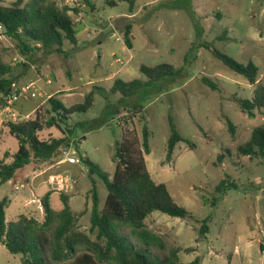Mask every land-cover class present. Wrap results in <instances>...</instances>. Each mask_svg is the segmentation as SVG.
Listing matches in <instances>:
<instances>
[{"label": "rangeland", "instance_id": "obj_1", "mask_svg": "<svg viewBox=\"0 0 264 264\" xmlns=\"http://www.w3.org/2000/svg\"><path fill=\"white\" fill-rule=\"evenodd\" d=\"M13 1L0 0V6ZM52 1L79 10L69 13L75 24V46L65 40L62 53L36 52L27 59L10 39H0L1 58L12 66L14 85L33 82L40 95L12 106L17 119L24 115L32 119L37 112L45 120L51 116L49 97L69 107L82 103L92 91V106L62 126L73 130L68 144L111 176L115 145L123 130L134 129L140 138L141 125L146 123L150 152L144 158L150 176L163 183L174 202L189 213L188 218H177L153 212L145 219L146 228L163 243L162 249L152 247L151 253L162 256L177 248L182 264L195 257L199 264H264V157L236 152L254 127L264 126L262 111L255 110L254 117L248 118L236 102L251 99L256 84H249L199 46L211 43L242 64L253 62L258 69L256 82L264 85V0H136L131 14L124 2L107 7L103 0H95V9L89 12L76 0ZM29 2L22 0V5ZM163 63L180 71L130 97L110 92L115 80H145L140 65ZM202 77L216 90L205 86ZM137 106L142 109L135 111ZM2 109L0 97V157L6 152L9 156L3 160L8 163L17 144L7 132L9 116ZM168 116L191 145L178 143L167 161ZM226 119L233 126L232 134ZM38 137L58 139L63 133L50 127ZM57 154L28 164L1 186L0 199L9 201L6 221L23 215L42 222V196L49 193L50 206L59 211L62 194L76 216L75 229L89 234L91 190H96L99 208L107 191L88 172L76 174L71 192L53 191L46 182L48 175L67 168L55 165ZM224 179L234 186L217 193L215 186ZM203 224L206 230L200 234ZM0 264H21L20 255L0 245Z\"/></svg>", "mask_w": 264, "mask_h": 264}, {"label": "trees", "instance_id": "obj_2", "mask_svg": "<svg viewBox=\"0 0 264 264\" xmlns=\"http://www.w3.org/2000/svg\"><path fill=\"white\" fill-rule=\"evenodd\" d=\"M89 12L95 9V0H76ZM105 6L115 7L120 2L127 4L131 14L136 0H103ZM70 12L77 9L66 6L58 7L52 0H31L22 5V0H15L9 6H0V23L5 28V35L14 42L18 53L24 58H31L36 52L44 54L62 53L66 40L75 46L77 38L75 24ZM125 45L130 48L127 34ZM200 47L207 50L214 58L237 75L243 76L249 84H256L251 99H237L239 110L248 118L254 117V111L264 113V85L257 83L258 69L253 62L242 64L231 56L217 50L213 44L202 42ZM12 66L1 58L0 50V93L8 94L14 84ZM139 73L145 80H115L111 93H119L121 98L130 97L143 88L164 77L176 75L180 69L171 64L155 66L140 65ZM202 83L211 90L216 86L209 79L202 77ZM51 116L43 120L36 112L34 118L7 122L6 129L17 144L10 155V162L0 157V188L15 174L34 161L49 159L68 145L73 130L63 128L66 121L76 113L86 112L93 104V92L84 96L83 102L64 107L52 96L47 100ZM136 109H142L137 106ZM229 133H233L231 122L226 119ZM79 123H77L78 125ZM169 136L166 141V160H170L175 146L180 143L191 145L176 130L172 118L168 116ZM55 127L62 131L63 137L41 140L38 133L44 128ZM149 130L146 123L141 125L140 138L135 130H123L121 140L116 143L113 161L114 172L111 176L84 157L88 174L97 176L103 183L107 194L101 208L98 207L96 190H91V210L89 215V234L75 229L76 216L71 212L68 197L60 194L61 209L54 211L49 204V193L42 196L40 205L44 214L42 222L18 216L15 221H6L5 210L9 201L0 199V245L10 254L20 255L21 264H182L178 249L171 248L166 255L156 256L152 247L163 248V243L156 234L149 231L145 219L153 212L170 217L188 218L189 213L178 206L166 186L152 180L144 156L149 154ZM238 155L264 157V126L251 130L246 143L236 148ZM222 155L218 156V160ZM233 188L221 180L215 186L217 193ZM206 230L203 224L199 233ZM186 264H199L195 257Z\"/></svg>", "mask_w": 264, "mask_h": 264}, {"label": "built area", "instance_id": "obj_3", "mask_svg": "<svg viewBox=\"0 0 264 264\" xmlns=\"http://www.w3.org/2000/svg\"><path fill=\"white\" fill-rule=\"evenodd\" d=\"M5 35V28L0 23V39H4ZM49 84L50 81H47ZM40 95L35 88V84L30 82L28 84L22 86L12 85L11 91L8 94L0 93V97L3 102V112H6L9 116V122H16L27 119L29 115H24L23 119H17V113L12 108V106L19 102L20 100H30L36 99ZM58 159L55 162L56 166H66L67 168L60 170L58 172L52 173L47 177V184L49 187L56 191V193H69L73 190L78 175H85L87 173V166L83 161V158L79 156L76 146L74 144H68L67 146L63 147L58 152ZM75 169L76 173L73 171ZM14 190L19 189V185L17 183L13 184Z\"/></svg>", "mask_w": 264, "mask_h": 264}, {"label": "crops", "instance_id": "obj_4", "mask_svg": "<svg viewBox=\"0 0 264 264\" xmlns=\"http://www.w3.org/2000/svg\"><path fill=\"white\" fill-rule=\"evenodd\" d=\"M131 16V15H130Z\"/></svg>", "mask_w": 264, "mask_h": 264}]
</instances>
